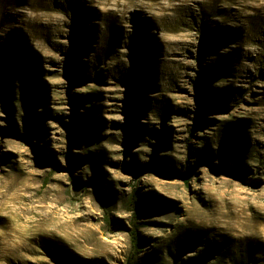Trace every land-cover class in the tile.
<instances>
[{"label":"rangeland","instance_id":"rangeland-1","mask_svg":"<svg viewBox=\"0 0 264 264\" xmlns=\"http://www.w3.org/2000/svg\"><path fill=\"white\" fill-rule=\"evenodd\" d=\"M129 259L264 264V0H0V264Z\"/></svg>","mask_w":264,"mask_h":264},{"label":"trees","instance_id":"trees-1","mask_svg":"<svg viewBox=\"0 0 264 264\" xmlns=\"http://www.w3.org/2000/svg\"><path fill=\"white\" fill-rule=\"evenodd\" d=\"M174 176H176V177H174V178H179V177H178L179 175H174ZM139 215H140V214L137 212V209H136L135 218H138ZM133 225H134V224H133ZM135 230H136V228H134V231H135ZM131 238H132V247H133L134 253L136 254V253L140 252V241H139L138 237H136V235H135L134 232H133V235H132ZM131 260H132V258H131ZM131 260L129 259L128 264H133V263L131 262Z\"/></svg>","mask_w":264,"mask_h":264},{"label":"bare ground","instance_id":"bare-ground-1","mask_svg":"<svg viewBox=\"0 0 264 264\" xmlns=\"http://www.w3.org/2000/svg\"><path fill=\"white\" fill-rule=\"evenodd\" d=\"M164 10V7L162 8V12L160 13V12H158V16H154L158 21H159V24H161L160 26L162 27L164 24H167L168 23V17H169V15L165 12V10ZM136 10H134V11H132V14H131V16L133 17H135V15H136ZM165 38L168 40L169 39V37L167 36V35H165Z\"/></svg>","mask_w":264,"mask_h":264}]
</instances>
